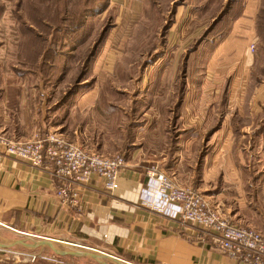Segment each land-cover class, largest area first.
Wrapping results in <instances>:
<instances>
[{"label":"rangeland","instance_id":"obj_1","mask_svg":"<svg viewBox=\"0 0 264 264\" xmlns=\"http://www.w3.org/2000/svg\"><path fill=\"white\" fill-rule=\"evenodd\" d=\"M225 5L224 0H0V58L26 32L45 46L39 69L36 64L30 69L39 71L58 107L53 121L62 125L47 131L63 132L70 142L77 134L92 150L124 158L167 145L171 165L177 159L185 166L190 159L201 172L216 154L226 168L239 169L249 158L250 169L264 171L258 166L264 137L253 149L254 129L228 135L219 130L231 118L241 126L252 120L237 110L251 106L264 76V49L256 43L249 45L256 55L249 71L229 55L213 54L230 29L226 16L217 20ZM241 8L238 3L232 12ZM260 123L264 127V116ZM243 134H250L248 142ZM226 135L242 140L224 146ZM148 164V172L170 175L159 159L149 158ZM242 180L253 185L255 179ZM214 181L232 194L241 179ZM255 185L264 188V177Z\"/></svg>","mask_w":264,"mask_h":264},{"label":"crops","instance_id":"obj_2","mask_svg":"<svg viewBox=\"0 0 264 264\" xmlns=\"http://www.w3.org/2000/svg\"><path fill=\"white\" fill-rule=\"evenodd\" d=\"M224 1V11L217 20L226 16L223 20L229 21L230 29L213 54L218 58L229 55L249 71L256 57L249 45L256 43L258 49H264V0ZM239 2L242 8L232 12ZM22 37L21 42L10 44L13 47L8 57L0 58V136L12 140L33 139L62 125L59 120L53 121L59 114L58 107L49 100L39 71L36 75L30 69L35 64L39 69L45 46L29 32ZM260 66L264 68V63ZM85 105L80 102L82 109ZM245 112L251 114L250 122L241 126L231 118L219 130H226L228 135L231 131L254 129V149L264 137L260 123L264 116V76L254 88L251 106L237 110L238 114ZM227 135L222 141L224 146L242 140ZM249 135H242L244 142L250 140ZM79 137L74 134L71 139L92 150L89 143L78 141ZM163 147L144 157L138 151L129 153L113 193L92 179L85 184L72 182L65 199L57 194L59 181L49 167H36L7 155L0 144V264H248L221 251L216 234L142 203L140 193L149 176L148 160L157 158L174 183L191 187L211 204L221 205L234 223L264 233V188L255 185L258 177H264V171L250 169L249 158L239 169L226 168L221 155L215 154L210 168L207 170L203 163L200 172L186 158L185 166L177 159L171 165L167 145ZM228 162L233 165L230 159ZM263 165L261 158L258 166ZM216 176L241 181H237L235 193L228 194L227 189L217 187ZM248 178L255 179L253 185L242 180Z\"/></svg>","mask_w":264,"mask_h":264},{"label":"built area","instance_id":"obj_3","mask_svg":"<svg viewBox=\"0 0 264 264\" xmlns=\"http://www.w3.org/2000/svg\"><path fill=\"white\" fill-rule=\"evenodd\" d=\"M0 144L7 155L36 167H49L59 181L56 192L65 199L70 195L72 182L85 184L92 179L100 181L106 191L113 193L118 188V177L125 164L123 155L110 156L86 150L53 131L29 140L0 136ZM148 174L140 193L142 203L216 234L221 251L248 264H264V233L234 223L221 205L211 204L191 187L174 183L165 173L152 171Z\"/></svg>","mask_w":264,"mask_h":264},{"label":"water","instance_id":"obj_4","mask_svg":"<svg viewBox=\"0 0 264 264\" xmlns=\"http://www.w3.org/2000/svg\"><path fill=\"white\" fill-rule=\"evenodd\" d=\"M44 243H49V242H44Z\"/></svg>","mask_w":264,"mask_h":264},{"label":"trees","instance_id":"obj_5","mask_svg":"<svg viewBox=\"0 0 264 264\" xmlns=\"http://www.w3.org/2000/svg\"><path fill=\"white\" fill-rule=\"evenodd\" d=\"M240 3V2H239ZM219 20H220V18H219ZM30 34V33H29Z\"/></svg>","mask_w":264,"mask_h":264}]
</instances>
